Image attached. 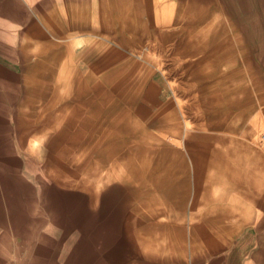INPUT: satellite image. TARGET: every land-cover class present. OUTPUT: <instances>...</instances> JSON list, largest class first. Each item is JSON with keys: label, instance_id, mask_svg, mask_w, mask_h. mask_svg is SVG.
Wrapping results in <instances>:
<instances>
[{"label": "rangeland", "instance_id": "rangeland-1", "mask_svg": "<svg viewBox=\"0 0 264 264\" xmlns=\"http://www.w3.org/2000/svg\"><path fill=\"white\" fill-rule=\"evenodd\" d=\"M44 1L0 0V264H264V0Z\"/></svg>", "mask_w": 264, "mask_h": 264}, {"label": "bare ground", "instance_id": "bare-ground-1", "mask_svg": "<svg viewBox=\"0 0 264 264\" xmlns=\"http://www.w3.org/2000/svg\"><path fill=\"white\" fill-rule=\"evenodd\" d=\"M11 1V0H10ZM34 0H28V4L27 5H32ZM46 1V0H45ZM44 1V2H45ZM56 2V1H55ZM36 3V2H35ZM52 4V3H51ZM14 7V6H13ZM7 8V7H6ZM45 9V8H44ZM10 12V11H9ZM27 14V17H29V14L28 12L26 13ZM43 21V20H41ZM43 24L45 25V21H43ZM36 25L34 23H32L31 25H29V27L22 33V43H20V47L24 49H29V47L31 46V44H33V42L35 41V38L37 37V33H36ZM42 31V30H41ZM40 34V33H39ZM45 39V38H44ZM33 40V41H32ZM47 41V39L45 40ZM2 42V41H1ZM4 43V42H3ZM45 44V43H44ZM140 46V45H139ZM146 46V45H145ZM27 52H29V50H26ZM135 51V50H134ZM158 56V55H157ZM168 70V69H167ZM16 109V108H15ZM42 111V110H41ZM42 127V125H41ZM45 128V127H44ZM43 130V129H42ZM29 140V139H28ZM27 139L26 140H23V144L25 146V148L27 149H30V146H29V141ZM35 141V139H34ZM35 143V142H34ZM6 177V176H5ZM109 177V176H108ZM112 179V178H111ZM109 188V187H108ZM1 197V196H0ZM104 200V199H103ZM109 200V199H108ZM107 200V201H108ZM97 217V216H96ZM95 218V217H94ZM87 219V218H86ZM14 220V219H13ZM103 221V220H102ZM91 223V222H90ZM89 223V225H90ZM87 225V224H86ZM96 225V224H95ZM103 225V224H102ZM85 226V225H84ZM93 226V225H92ZM99 226V225H98ZM94 235V234H93ZM4 244V243H3ZM5 246V244H4ZM90 250V249H89ZM85 251V250H84ZM81 253V252H80ZM86 253V252H85ZM82 255V254H81ZM86 255V254H85ZM89 255V254H88ZM91 255V254H90ZM81 257V256H79ZM85 258V257H84ZM79 259V258H78ZM45 260V259H44ZM81 262V261H80Z\"/></svg>", "mask_w": 264, "mask_h": 264}, {"label": "crops", "instance_id": "crops-1", "mask_svg": "<svg viewBox=\"0 0 264 264\" xmlns=\"http://www.w3.org/2000/svg\"><path fill=\"white\" fill-rule=\"evenodd\" d=\"M209 247H213V248H214V247H216V245L209 246ZM217 248H218V247H217ZM216 260H217V259H216ZM211 264H222V261H219V262H216V261H215V262H211Z\"/></svg>", "mask_w": 264, "mask_h": 264}]
</instances>
